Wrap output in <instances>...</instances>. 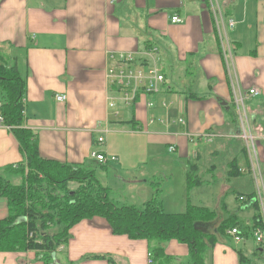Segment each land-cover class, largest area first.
<instances>
[{
    "label": "crops",
    "instance_id": "0c3cea01",
    "mask_svg": "<svg viewBox=\"0 0 264 264\" xmlns=\"http://www.w3.org/2000/svg\"><path fill=\"white\" fill-rule=\"evenodd\" d=\"M174 15L179 22H173ZM229 18L235 20L233 27ZM227 40L230 58L224 53ZM120 52L133 53L137 69L158 67L164 76L159 93L123 100V89L107 76ZM0 61L17 66L24 78L22 127L34 134L39 154L74 166L97 165V177L119 204L136 205L128 202L133 188L144 191L145 202L160 189L169 213L208 202L200 196L193 202L195 187L188 188L187 181L190 167L193 173L202 158V146L215 143L192 138L214 132L227 139L222 148L236 154L229 164L235 160L242 171L235 174V188L224 183L216 192L222 195L220 204L243 221L259 213L258 206L244 208L237 199L254 192L253 159L240 136L238 109L243 104L238 97L251 87L259 90L243 102L257 138L258 166L264 170V0H0ZM57 93H66L67 100L57 101ZM124 135L141 147L132 157L122 152ZM158 146L164 147L161 157ZM237 149L245 152L247 168L238 163ZM94 151L117 160L103 164L91 156ZM25 160L17 135L0 121V170ZM174 163L184 171L180 182L167 169ZM121 189L125 195L114 193ZM243 211L249 215H240ZM8 214L7 198L0 196V219ZM69 234L51 261L33 249L0 250V264L190 262L187 244L164 243L166 260H156L147 239L114 233L102 216L81 220ZM210 251L206 264H264V243H257L253 233L244 241L224 233Z\"/></svg>",
    "mask_w": 264,
    "mask_h": 264
},
{
    "label": "trees",
    "instance_id": "16d2710c",
    "mask_svg": "<svg viewBox=\"0 0 264 264\" xmlns=\"http://www.w3.org/2000/svg\"><path fill=\"white\" fill-rule=\"evenodd\" d=\"M0 91L4 123L17 135L26 155V161L2 170H24L29 165L44 176L41 179L25 172L26 176L22 174L24 181L20 184L0 178V196L6 197L9 205V214L0 219V250L42 249L43 257L50 261L56 249L70 238L72 226L83 219L102 216L114 233L147 239L156 260H166L163 244L177 240L190 248L188 264H206L207 253L228 228L239 226L252 230V225L244 224L236 214L222 216L221 212L205 205L189 203L186 211L169 213L159 197L160 189L143 207L113 203L109 199L108 188L102 185L95 169L46 159L39 154L34 134L22 127L24 78L17 66H9L4 61H0ZM229 166L236 174L242 173L235 160ZM191 171L192 167L188 172V188L194 187L196 180H193L192 176L196 175ZM42 180L57 181L60 189L70 181H79L85 187L58 194L55 193L58 187L46 189ZM239 196L246 199L241 200ZM239 196L237 199L242 205L256 197L255 192ZM252 206L257 208L258 203L253 202ZM31 231L35 236L30 237Z\"/></svg>",
    "mask_w": 264,
    "mask_h": 264
},
{
    "label": "rangeland",
    "instance_id": "374dc122",
    "mask_svg": "<svg viewBox=\"0 0 264 264\" xmlns=\"http://www.w3.org/2000/svg\"><path fill=\"white\" fill-rule=\"evenodd\" d=\"M123 100L126 101L124 94H123ZM111 103H110V107H112ZM0 115H1V113H0ZM248 122H249V120L247 121V126L249 127ZM253 125H254V121H253ZM240 136H241V134H240ZM206 137H208V136L205 133L204 138H206ZM120 139H123V140H121L120 146H122V148H123L122 152L124 154H127V155L130 154L132 157V156H134L133 154H137L139 152V149L141 147H139V146L135 147L131 144V142L133 143L132 136L124 135ZM214 139H215V143L202 146V148H201L202 149L201 150L202 158L200 160H198V162H197L198 165H196V166H198V167L195 170H193V173L197 177H199V179L197 180L196 176H192L193 180L194 179H196V180H194L195 189L191 192V197L194 200L193 202H196L195 198H197V196H200L201 199H205L206 197H208L209 201L208 202L206 201V203H204L203 205H207L213 210H218L223 214V216H227L229 214V212L226 211L225 209H223L222 205L219 202L222 195L217 194L216 192L221 188V186L224 183L230 184L232 188L236 187V180H237L236 175H235L236 173L234 172V170L230 169V167H229V165H230L229 162L233 159V156H235L236 154L232 155L229 152V149L225 150L222 148L224 146L221 143L223 141H226L227 140L226 138H219L218 139L216 136ZM214 139H213V141H214ZM241 139H244V138L241 136ZM246 143H247V141H246ZM123 145L126 147H124ZM163 148L164 147H162V146L157 147V151H156L157 157H161V155L163 153ZM247 149H248V147H247ZM256 149H257V147H256ZM256 152H257V156L259 158L258 149L256 150ZM251 153H254V149L251 151ZM237 158H238L239 164L243 165L245 168L248 167V165L246 164V161H245V159H246L245 158V152L242 149H237ZM258 162L260 163L261 160H259ZM93 168L96 169V174L100 175V170H99L100 167H97V165H96ZM167 169L172 171L175 174V179L180 182V178L184 174V171L182 170V168L179 167L176 163H174L171 168L167 167ZM260 169H261V172H264L262 166ZM250 171H251V169H250ZM257 171L260 172L259 169ZM25 172H26V174H29V176L30 175H35V176L37 175L41 179L44 177L43 174H41L39 171H36L35 169H32L31 167H29V165H27V167L24 170H22L21 168L10 169V171L8 169H6L4 171L2 170V171H0V178L4 177V179L6 178L7 180L10 181V183L20 184V182L24 181V179L22 178L23 177L22 174L23 173L25 174ZM33 173H36V174H33ZM26 174H25V176H26ZM110 176H111V174H110ZM253 181H254V192L256 193L257 184H256L254 177H253ZM41 183L44 186V188H46V189H49V187L50 188L51 187H53V188L58 187L59 188V184L57 183V181H54V180H51V182H48L47 180H42ZM85 183H87V181ZM50 184L52 186H50ZM259 184H261L262 188L264 189V185H262V183H259ZM82 187H85V185H83V183H81L79 181H70V182L64 184V189H60V188L56 189L55 193H58V194L61 192L65 193L68 190H71V189L72 190H78L79 188H82ZM139 191L140 190H138L137 188H133L132 191L130 190V193L128 194V196L130 195V197L127 196L130 199L128 202L134 203V204L138 205L139 207H143L141 205L145 202L144 200H146V199H143L144 191H140V192ZM229 191L231 192V190H229ZM122 192H124L123 189H121L119 191H115L114 193L119 195V196L126 194V192L125 193H122ZM263 195H264V190H263ZM108 196H109V199L113 203H115L117 205H123V204H119L118 202L113 200L110 197L109 193H108ZM233 197L234 196H232V195L227 197V202L229 203V205L232 204ZM145 198H148V197H145ZM128 205H131V204H128ZM263 205H264V203H263ZM235 206H237V205H235ZM258 206L260 209V207H262V204H258ZM218 208H220V209H218ZM176 210L180 211V209H176ZM248 212L249 211H243L240 213V215L246 217L249 215ZM260 217H261L260 214H256V216H254L253 220H246L243 222H245L246 225H252V227L259 226L261 224L258 221V220H260ZM241 228H244V227H241ZM230 229L231 228H228V230H227L228 235H230L228 232ZM244 229L246 231V235H245V237L243 236V238L246 239L247 235L252 233V232H251V229H247V228H244ZM29 235H30V237H32L33 235L35 236V232L31 231ZM254 238H255V236H254ZM222 240H224L226 243L229 242V238L226 236L223 237ZM242 241H244V240H242ZM255 241L257 242L256 239H255ZM30 249H32V248H30ZM57 249H56V251H57ZM33 250H36L38 253H41L42 255H44V250H42V249H34L33 248ZM210 253H211V251L209 252V254ZM184 262H185V260H179V261L174 260V262H172L171 264H182Z\"/></svg>",
    "mask_w": 264,
    "mask_h": 264
},
{
    "label": "built area",
    "instance_id": "2783aa9c",
    "mask_svg": "<svg viewBox=\"0 0 264 264\" xmlns=\"http://www.w3.org/2000/svg\"><path fill=\"white\" fill-rule=\"evenodd\" d=\"M173 22H179L180 18L178 15H174L172 17ZM228 25L230 27H233L235 25V20L233 18L228 19ZM225 55L230 58L232 57V51L230 44L228 40L226 41V47L224 49ZM118 59H117V64L112 65L109 70H108V80L110 84L115 85L117 87H120L123 89V94L125 96L126 102L130 103L133 102L136 97L139 95H146L149 93H159L160 92V87L161 83L164 80L163 74L160 73L158 67H151L149 69L145 68H135L134 65V60L135 56L131 52H120L118 54ZM259 90L256 87H251L246 91L244 94L242 93L238 97V101L243 104L242 107H240L239 110V115H240V122L242 126V132L241 136L247 141V147L249 154L251 158L253 159L252 162V169L251 173L253 177L255 178L257 187H256V197H254V202L258 204H262V207L259 209V214H260V225L255 226L252 228V233L255 236V239L257 240L258 243L262 244L264 243V195H263V188L261 186L264 185L261 173L258 172L257 170L261 171L260 166H258V156L256 152V137L252 134L250 126H247V121L249 120L248 112L246 110L245 104H244V99L248 96L251 95H256L258 94ZM57 101L64 102L67 100V94L66 93H57L55 95ZM25 99L23 100L24 103ZM3 102L0 100V108L2 106ZM149 107L154 106L153 101H149L147 103ZM164 106H166L165 103H163ZM111 106H114V103H111ZM24 113V110H23ZM181 122H185L183 118L179 119ZM0 121H4V117L1 114L0 115ZM249 123V122H248ZM9 127V126H8ZM208 137L204 138L205 134L198 135L196 138H192V141L197 142V140H202L204 142H210L213 141V139L217 136L215 133H206ZM197 139V140H196ZM99 143L104 142L103 137L98 138ZM254 149V153H251V151ZM169 151L170 152H175L176 151V146L175 145H170L169 146ZM94 159L97 161L105 164L108 162H115L117 160V157L115 155H109L105 152H96L94 151L91 155ZM255 161V162H254ZM257 165V168H254V165ZM241 200L246 199V197L241 196ZM229 234L234 238L235 241H242L245 240L243 236L245 237L246 231L244 228H241L239 226H234L232 227L229 231ZM152 253L150 254V263L152 262Z\"/></svg>",
    "mask_w": 264,
    "mask_h": 264
},
{
    "label": "water",
    "instance_id": "95a60500",
    "mask_svg": "<svg viewBox=\"0 0 264 264\" xmlns=\"http://www.w3.org/2000/svg\"><path fill=\"white\" fill-rule=\"evenodd\" d=\"M254 198L253 199H251L250 201H249V203H247V204H245V205H243V207L245 208V207H249V206H251L252 205V203L254 202ZM21 220H25V218H22Z\"/></svg>",
    "mask_w": 264,
    "mask_h": 264
}]
</instances>
